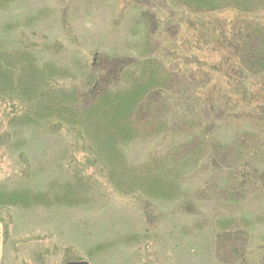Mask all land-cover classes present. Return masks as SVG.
Here are the masks:
<instances>
[{
    "label": "rangeland",
    "instance_id": "1",
    "mask_svg": "<svg viewBox=\"0 0 264 264\" xmlns=\"http://www.w3.org/2000/svg\"><path fill=\"white\" fill-rule=\"evenodd\" d=\"M181 11L170 9L163 0H0V47L7 52L29 51L38 65L64 69L66 77L56 84L66 89L81 88L89 74L101 85L119 69L120 78L140 62L162 60L170 69L167 89L182 87L185 92L176 104L185 108L194 98L189 88L194 82L202 83L201 75L206 73L211 83L222 75L219 65L217 71H210L206 61L204 67L194 62L196 47L200 57L206 59L209 53L194 30L205 32L208 27L200 22L195 26L189 11ZM257 15L264 18L263 12ZM211 16L236 18L229 12ZM22 110L15 100L0 101V190L45 192L51 182L66 181L56 168L60 164L66 170L76 164L69 157L71 150L78 152L75 158L80 161L86 147L76 138L70 141L62 128L54 136L49 134V122L17 125L13 119ZM6 135L9 143L3 141ZM165 136L127 147L126 158L139 164L159 155L172 141ZM92 170L87 166L86 174ZM206 173L184 177L185 200L125 196L107 183L104 174L95 173L90 182L96 188L84 205L1 209L0 264H264V223L238 245L237 239L232 244L216 242L205 213L212 211V204L219 206V200L204 191L200 204L189 205L203 192L208 177L223 178ZM235 209L232 206L227 216ZM241 209L238 212L244 215L260 212L259 220L264 217V205L252 203Z\"/></svg>",
    "mask_w": 264,
    "mask_h": 264
},
{
    "label": "trees",
    "instance_id": "2",
    "mask_svg": "<svg viewBox=\"0 0 264 264\" xmlns=\"http://www.w3.org/2000/svg\"><path fill=\"white\" fill-rule=\"evenodd\" d=\"M163 2L172 10L189 11L195 26L206 23L205 32H194L209 53L206 59L200 57L196 47L192 58L203 67L207 63L210 71H217L219 65L222 75L216 83L211 78L207 81L206 73L201 75L204 85L194 82L190 86L194 98L185 108L176 104L185 92L182 87L167 89L170 69L162 60L140 62L120 78L119 69L101 85L89 74L81 88L66 89L56 84L66 77L64 69L38 65L29 51L7 52L0 47V101L23 105L14 122L22 127L49 122V134L54 136L62 128L70 141L76 138L86 147L84 160L77 161L78 152L71 150L69 157L76 164L67 165L66 170L60 164L56 168L65 174V182H51L45 192L0 190V210L84 205L96 188L90 182L95 173L104 174L107 183L125 196L185 200L184 177L205 171L223 178L208 177L203 192L189 205L200 204L204 191L219 200V206L212 204V211L205 213L213 240L232 244L237 239L234 244L238 245L252 238L250 232L264 223L260 212L251 217L238 212L252 203L264 205V18L257 15L264 13V0ZM224 12L236 18L211 16ZM145 39L149 43L148 36ZM165 134L172 141L164 152L139 164L126 158L127 147ZM9 137L3 141L9 143ZM87 166L93 169L91 175L86 174ZM205 201L210 200L205 196ZM232 206L236 212L227 216Z\"/></svg>",
    "mask_w": 264,
    "mask_h": 264
},
{
    "label": "water",
    "instance_id": "3",
    "mask_svg": "<svg viewBox=\"0 0 264 264\" xmlns=\"http://www.w3.org/2000/svg\"><path fill=\"white\" fill-rule=\"evenodd\" d=\"M66 264H89L85 261H80V262H69V263H66Z\"/></svg>",
    "mask_w": 264,
    "mask_h": 264
}]
</instances>
